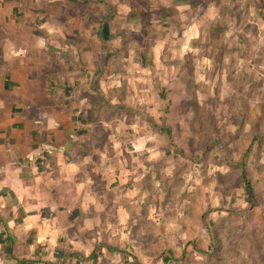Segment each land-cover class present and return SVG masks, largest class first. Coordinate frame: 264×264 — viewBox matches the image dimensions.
I'll return each instance as SVG.
<instances>
[{
  "label": "rangeland",
  "instance_id": "1",
  "mask_svg": "<svg viewBox=\"0 0 264 264\" xmlns=\"http://www.w3.org/2000/svg\"><path fill=\"white\" fill-rule=\"evenodd\" d=\"M19 139L102 205L52 264H264V0H0V158Z\"/></svg>",
  "mask_w": 264,
  "mask_h": 264
},
{
  "label": "crops",
  "instance_id": "2",
  "mask_svg": "<svg viewBox=\"0 0 264 264\" xmlns=\"http://www.w3.org/2000/svg\"><path fill=\"white\" fill-rule=\"evenodd\" d=\"M8 84L7 89L11 86ZM23 140L19 139L21 145L18 148L15 146L20 153L13 160L17 163L0 158V264H17V261L52 264V259L57 257L55 253H68V250L61 249L58 240L66 226H72V212L78 217L85 208L91 207L98 214L102 205L92 203L90 197L84 195L94 181L87 183L86 172L82 170L76 177L75 170L82 164L81 158L71 156L66 160L62 153L64 148L57 153L46 149L47 146L41 148ZM74 177L77 184L66 183L67 180L71 183ZM73 188L81 190L76 197L72 194ZM49 224L50 229H47ZM75 233L79 239L83 238L82 234ZM51 238L60 247L46 248L44 257L41 250L44 245L48 247V243L43 242ZM9 249L11 256L7 253Z\"/></svg>",
  "mask_w": 264,
  "mask_h": 264
},
{
  "label": "trees",
  "instance_id": "3",
  "mask_svg": "<svg viewBox=\"0 0 264 264\" xmlns=\"http://www.w3.org/2000/svg\"><path fill=\"white\" fill-rule=\"evenodd\" d=\"M102 32H103V35L105 36V38H107L109 36V29H108V26L107 25H103V28H102ZM9 85V84H8ZM245 179V182H246V186H245V189L247 191V195L250 197L252 196V189H251V185L250 183L248 182V180L243 177ZM8 241L12 244L13 241L11 239L8 238ZM9 255L11 256V250L9 249L8 252ZM64 253H58L57 254V257H64ZM168 260L167 259H164L163 262H167ZM17 264H32V262H28V261H17Z\"/></svg>",
  "mask_w": 264,
  "mask_h": 264
}]
</instances>
